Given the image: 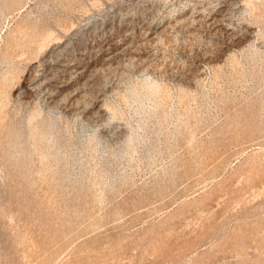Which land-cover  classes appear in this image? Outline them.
I'll use <instances>...</instances> for the list:
<instances>
[{
  "label": "rangeland",
  "instance_id": "1",
  "mask_svg": "<svg viewBox=\"0 0 264 264\" xmlns=\"http://www.w3.org/2000/svg\"><path fill=\"white\" fill-rule=\"evenodd\" d=\"M29 263L264 264V0H0V264Z\"/></svg>",
  "mask_w": 264,
  "mask_h": 264
},
{
  "label": "bare ground",
  "instance_id": "2",
  "mask_svg": "<svg viewBox=\"0 0 264 264\" xmlns=\"http://www.w3.org/2000/svg\"><path fill=\"white\" fill-rule=\"evenodd\" d=\"M201 15H202V14H201ZM199 17H200V16H198V18H199ZM202 18H203V17H202ZM193 20L195 21L194 17H193ZM196 21H198V20H196ZM198 22H199V21H198ZM200 22H201V21H200ZM209 22H210V21H209ZM201 24H203V23H201ZM209 24H210V23H209ZM200 26H201V25H200ZM217 26H218V25H217ZM218 27H219V26H218ZM224 28H225V27H224ZM227 30H228V29H227ZM229 30H230V29H229ZM250 33H251V32H250ZM150 38H151V37H150ZM151 40H152V39H151ZM153 40H154V39H153ZM148 41H149V40H148ZM125 43H126V42H125ZM113 45H114V44H113ZM113 45H112V46H113ZM123 45H124V44H123ZM114 46H115V45H114ZM114 46H113V47H114ZM119 46H120V45H119ZM113 47H112V48H113ZM115 49H116V48H115ZM111 50H112V49H111ZM111 50H108V51H111ZM119 50H121V49L119 48ZM116 51H118V50H116ZM116 51H115V52H116ZM115 52H114V53H115ZM106 53H107V51H106ZM135 53H136V52H135ZM111 54H112V53H111ZM108 55H110V54L108 53ZM123 55H124V54H123ZM130 56H131V55H130ZM104 57H105V56H104ZM139 60H140V59H139ZM52 83H53V82H52ZM57 86H58V85H57ZM73 100H74V99H73ZM100 106H101V105H99V107L97 108V109H98V112H100L101 114H102V113L104 114L106 111L103 110V108H101ZM101 114H100V115H101ZM105 115H106V114H105ZM105 115H104V116H105ZM102 116H103V115H102ZM52 121H53V120H52ZM42 123H43V122H42ZM52 123H53V122H52ZM39 124H40V123H39ZM54 124H55V123H54ZM41 125H42V124H41ZM49 125H50V124H49ZM37 127H38V126H37ZM39 127H40V125H39ZM39 127H38V128H39ZM35 132H36V131H35ZM59 133H60V132H59ZM36 135H38V133H37ZM22 137H23V136H22ZM48 139H49V137H48ZM52 140H53V139H52ZM19 141H20V140H19ZM37 141H38V140H36V142H37ZM59 141H60V140H59ZM38 142H39V141H38ZM17 143H18V142H17ZM12 144H13V143H12ZM12 144L9 146L10 148H11ZM14 144H16V143L14 142ZM48 144H49V143H48ZM56 144H57V143H56ZM56 144H55V145H56ZM23 145H24V144H23ZM51 145H53V144H51ZM51 145H50V146H51ZM55 145H54V146H55ZM57 146H58V145H57ZM14 147H15V146H14ZM16 147H17V146H16ZM35 147H36V146H35ZM38 148H39V147H38ZM54 148L59 150V148H57L56 146H55ZM14 149H15V148H14ZM22 149H23V148H22ZM24 149H26V147H24ZM27 149H28V148H27ZM31 149H32V148H31ZM31 149H30V150H31ZM35 149H36V148H35ZM35 149H34V150H35ZM55 149H54V150H55ZM10 150H11V149H10ZM28 150H29V149H28ZM28 150H26V151H28ZM12 151H13V150H12ZM36 151H37V150H36ZM38 151L40 152V149H39ZM55 151H56V150H55ZM4 152H7V151H4ZM8 152H9V151H8ZM8 152H7V153H8ZM28 152H29V151H28ZM30 152H32V150H31ZM39 152H38V153H39ZM45 152H46V151H45ZM59 152H60V151H59ZM57 153H58V152H57ZM14 154H15V153H14ZM14 154H13V155H14ZM18 154H19V153H18ZM26 154H27V152H26ZM36 154H37V153H36ZM42 154H43V152H42ZM4 155H5V154H4ZM24 155H25V154H24ZM28 155H29V154H28ZM59 155H60V153H59ZM59 155H58V156H59ZM9 156H10V155H9ZM11 156H12V154H11ZM25 156H26V155H25ZM36 156H38V154H37ZM39 156H40V155H39ZM42 156H43V155H42ZM47 156H48V155H47ZM52 156H53V155H52ZM4 157H5V156H4ZM28 157H30V156H28ZM49 157H50V156H49ZM56 157H57V156H56ZM60 157H61V156H60ZM60 157H58V158H60ZM9 158H10V157H9ZM52 158H53V157H52ZM54 158H55V157H54ZM14 159H15V157H14ZM22 159H23V158H22ZM18 160H20V159H18ZM24 160H25V158H24ZM44 160H45V159H44ZM60 160H61V159H60ZM25 161H26V160H25ZM51 161H52V160H51ZM54 161H56V160H54ZM58 162H59V161H58ZM15 163H16V161H15ZM26 163H27V162H26ZM26 163H25V164H26ZM52 163H53V162H52ZM57 164L59 165V163H57ZM27 165H28V164H26V166H27ZM15 166H16V165H15ZM26 166H24V167H26ZM55 166H56V165H55ZM12 167H13V165H12ZM17 167H18V166H17ZM57 167H58V166H57ZM62 167H63V166H62ZM13 168H14V167H13ZM55 168H56V167H55ZM60 168H61V167H60ZM22 169L24 170V168H21V170H22ZM27 169H28V166H27L26 170H27ZM56 169H58V168H56ZM62 169H63V168H62ZM21 170H20V171H21ZM26 170H25V171H26ZM16 171H17V170H16ZM64 173H65V172H64ZM25 174H26V173H25ZM20 176H21V175H20ZM23 176H24V175H23ZM27 176H28V174H27ZM27 176H26V178H27ZM63 176H64V175H63ZM65 176H67V175H65ZM102 176H103V175H102ZM67 177H68V176H67ZM67 177H66V178H67ZM100 177H101V176H100ZM103 177H104V176H103ZM20 179H21V178H20ZM63 179H64V177H63ZM68 179H69V178H68ZM68 179H67V180H68ZM22 180H24V178H23ZM64 180H65V179H64ZM67 180H66V181H67ZM68 182H69V180H68ZM75 183H76V182H75ZM75 183H74V184H75ZM70 184H71V183H70ZM72 184H73V183H72ZM67 186H68V185H67ZM71 186H72V185H71ZM71 186H69L70 189H71ZM73 191H74V189H73ZM261 235H262V234H261ZM256 237H257V236H256ZM60 240H61V239H59L58 241H60ZM61 241H63V239H62ZM56 244H57V243H56ZM59 244H60V243H59ZM57 246H58V244H57ZM63 246H64V245H63ZM55 247H56V245H55ZM47 249H48V248H47ZM52 249H53V248H52ZM65 249H66V247L64 248V250H65ZM39 251H40V250H39ZM43 251H44V249H43ZM178 251H179V250H178ZM46 252H47V250H46ZM49 252H50V250H49ZM176 252H177V251H176ZM180 252H181V251H180ZM43 253H44V252H43ZM51 253H52V252H51ZM56 253H57V252H56ZM56 253H55V254H56ZM177 253H178V252H177ZM39 254H40V252H39ZM55 254L52 253V255H55ZM45 256H46V254H45ZM55 256H56V255H55ZM51 257H52V256H51ZM47 258H48V257H47ZM52 258H53V257H52ZM41 259H42V257H41ZM41 259H40V260H41ZM38 260H39V259H38ZM43 260H46L45 257H44ZM43 260H42V261H43ZM56 260H57V259H55V261H56ZM29 264H30V263H29ZM31 264H33V263H31ZM39 264H40V263H39ZM41 264H42V263H41Z\"/></svg>",
  "mask_w": 264,
  "mask_h": 264
}]
</instances>
